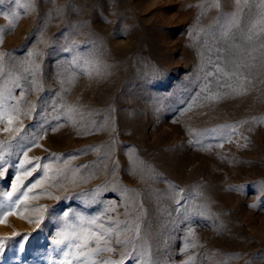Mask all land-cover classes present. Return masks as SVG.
<instances>
[{
	"label": "rangeland",
	"instance_id": "rangeland-1",
	"mask_svg": "<svg viewBox=\"0 0 264 264\" xmlns=\"http://www.w3.org/2000/svg\"><path fill=\"white\" fill-rule=\"evenodd\" d=\"M0 37V264H264V0H0Z\"/></svg>",
	"mask_w": 264,
	"mask_h": 264
},
{
	"label": "snow or ice",
	"instance_id": "snow-or-ice-1",
	"mask_svg": "<svg viewBox=\"0 0 264 264\" xmlns=\"http://www.w3.org/2000/svg\"><path fill=\"white\" fill-rule=\"evenodd\" d=\"M0 41H2V37H0ZM3 59H4V57L3 56H0V61H2ZM8 123L11 124L12 121L9 120ZM8 130L9 129H7V128L5 129V131H8ZM25 155H26V153H25ZM2 163H3V158L0 157V165H2ZM20 167L21 168L24 167V162H21ZM35 167H39V165H35L34 168ZM3 174H4L3 172H0V176H2ZM27 174L28 175H31V172H28ZM16 179L19 180V176H17ZM35 187H36V185L33 184L32 187L28 189V191H25L23 193V196L24 197H27L28 192H30L32 190V188H35ZM12 189L13 190L11 192H7V193L4 194L10 200L12 199L14 193H16V192H18L20 190V188H19V186L17 184H13ZM15 203L18 205L19 204V201H16ZM64 215H65V217H68L69 214L68 213H65ZM0 223H3V220H0ZM86 223L95 224L96 221L95 220L86 221ZM17 235H20V234H17ZM60 237L61 238L60 239H57V241H56L57 244H64L70 238H74L76 240H82L83 243H79V244L74 245L77 248H87L89 241H91V240L94 239L96 241V247L94 249H91L90 252L91 253H94L96 255H100L104 251H109V252L114 251V249H112L110 247H101L100 246V242L102 240L104 241L105 245L108 243V241L104 239V236L103 235H99L98 236L95 233L89 234L88 233V230L87 229H84L83 227H81L79 229V231H75V230L72 231L70 234L67 233V232H61L60 233ZM120 243H122V242L120 240H117V244H120ZM3 247H4L3 242H0V249H2ZM64 255L67 258L68 253H65ZM81 255L87 256V255H89V253L82 252ZM94 264H97V262H94ZM98 264H122V261L121 262H113V261H110V260H102V261H99Z\"/></svg>",
	"mask_w": 264,
	"mask_h": 264
}]
</instances>
